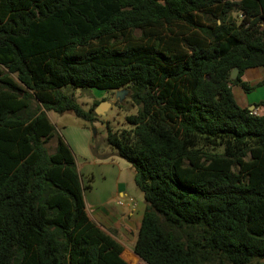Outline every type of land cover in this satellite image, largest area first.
<instances>
[{
  "label": "trees",
  "instance_id": "obj_1",
  "mask_svg": "<svg viewBox=\"0 0 264 264\" xmlns=\"http://www.w3.org/2000/svg\"><path fill=\"white\" fill-rule=\"evenodd\" d=\"M258 67L264 0H0V264H130L47 113L93 121L97 103L63 87L136 107L105 141L143 194L137 257L264 264V114L232 92Z\"/></svg>",
  "mask_w": 264,
  "mask_h": 264
},
{
  "label": "rangeland",
  "instance_id": "obj_2",
  "mask_svg": "<svg viewBox=\"0 0 264 264\" xmlns=\"http://www.w3.org/2000/svg\"><path fill=\"white\" fill-rule=\"evenodd\" d=\"M63 92L72 94L74 100L80 104L85 110H87L94 103L97 106L100 105L102 109L99 113H96L95 119L93 121H85L76 117L72 112L55 113L53 111L47 112L50 117L51 122L54 124L56 132L64 139L66 136L72 139V141L77 146V155L75 156V163H102L103 161H108L112 163L109 165H92L86 164L82 168V180L85 192L88 187L86 185H92L95 180V185L103 184L105 179L101 178L100 169L105 167L107 176L112 175L118 171L121 164L124 163L127 166L121 167V178L125 180L128 184V191L130 192L133 200L137 197L139 200H143L142 192L136 187L134 183V168L126 162L124 159L119 157L115 150L107 145L106 138V124L113 129L127 128L128 125L125 122V116L127 114L135 113L136 107L129 100L128 91L123 96L121 100L116 98L115 92L111 90L97 89V88H68L63 87L61 89ZM233 90L236 87L233 86ZM121 103L122 107L119 106ZM96 106V107H97ZM55 145V139L50 140L46 146L51 152ZM84 156L87 160L83 162ZM119 158V162H116L115 158ZM74 158V159H75ZM128 163V164H127ZM82 167V165H79ZM127 167V168H126ZM89 172V173H88ZM93 172V173H90ZM94 174V178L92 177ZM86 176V177H85ZM90 177L87 179V177ZM133 245L131 242L123 241V258L130 264H147L139 257L133 253Z\"/></svg>",
  "mask_w": 264,
  "mask_h": 264
},
{
  "label": "crops",
  "instance_id": "obj_3",
  "mask_svg": "<svg viewBox=\"0 0 264 264\" xmlns=\"http://www.w3.org/2000/svg\"><path fill=\"white\" fill-rule=\"evenodd\" d=\"M241 79L248 82L254 88L249 93H245L239 85H233L236 87V90H233L232 86L235 100L242 107L253 105V112L255 114H264V104H260L261 101H264V85L259 84L261 81H264V67L245 69L241 75ZM64 141L71 149L75 158L78 151L76 144L67 136L64 138ZM82 157L84 159L83 162L87 160L84 156ZM113 158L115 157L113 156ZM115 160L119 162L118 160L120 159L116 157ZM75 161H77L76 158ZM86 164L109 165L112 163H108L106 160L102 163H95L94 160L93 163H76L82 184V168ZM117 164H121L118 171L112 173L110 176H107L105 167L100 169L101 178L105 179L103 184L96 186L94 180V183L90 184L87 191L85 192L84 190L86 212L94 223L103 230L111 232L122 244L124 241L131 242L133 245L145 209V202L144 199L139 200L137 197L133 203L129 200V198L133 197L128 191V184L121 178V167H128L129 165L124 163ZM79 165H82V167ZM92 177L94 178V174H92ZM88 178L90 177L88 176ZM119 201H122V204H118Z\"/></svg>",
  "mask_w": 264,
  "mask_h": 264
},
{
  "label": "water",
  "instance_id": "obj_4",
  "mask_svg": "<svg viewBox=\"0 0 264 264\" xmlns=\"http://www.w3.org/2000/svg\"><path fill=\"white\" fill-rule=\"evenodd\" d=\"M238 73V69L237 68H234L231 72V78L235 77ZM127 90L126 89H121V90H116L115 91V96L116 98H118L119 100H121L123 98V96L126 94ZM250 110L253 109V105H251L249 107ZM102 109L100 108V105H98L96 108H95V113H99Z\"/></svg>",
  "mask_w": 264,
  "mask_h": 264
},
{
  "label": "built area",
  "instance_id": "obj_5",
  "mask_svg": "<svg viewBox=\"0 0 264 264\" xmlns=\"http://www.w3.org/2000/svg\"><path fill=\"white\" fill-rule=\"evenodd\" d=\"M129 200H130L132 203L134 202L133 198H129ZM118 204H122V201H119Z\"/></svg>",
  "mask_w": 264,
  "mask_h": 264
}]
</instances>
